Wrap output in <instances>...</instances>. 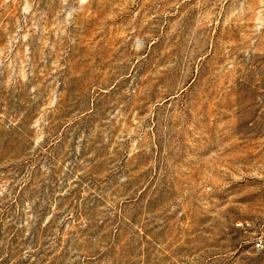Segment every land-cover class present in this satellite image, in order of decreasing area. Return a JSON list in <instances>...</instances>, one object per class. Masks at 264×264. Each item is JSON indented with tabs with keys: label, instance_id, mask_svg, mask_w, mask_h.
Returning a JSON list of instances; mask_svg holds the SVG:
<instances>
[{
	"label": "rangeland",
	"instance_id": "rangeland-1",
	"mask_svg": "<svg viewBox=\"0 0 264 264\" xmlns=\"http://www.w3.org/2000/svg\"><path fill=\"white\" fill-rule=\"evenodd\" d=\"M264 0H0V264H264Z\"/></svg>",
	"mask_w": 264,
	"mask_h": 264
},
{
	"label": "built area",
	"instance_id": "built-area-1",
	"mask_svg": "<svg viewBox=\"0 0 264 264\" xmlns=\"http://www.w3.org/2000/svg\"><path fill=\"white\" fill-rule=\"evenodd\" d=\"M239 225L250 233L248 242L251 244L252 248L255 251L264 253V220L257 226L252 221H245Z\"/></svg>",
	"mask_w": 264,
	"mask_h": 264
}]
</instances>
